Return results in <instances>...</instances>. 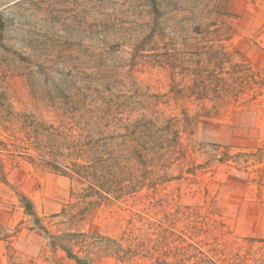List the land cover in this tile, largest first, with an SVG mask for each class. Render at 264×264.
Segmentation results:
<instances>
[{
  "label": "rangeland",
  "instance_id": "374dc122",
  "mask_svg": "<svg viewBox=\"0 0 264 264\" xmlns=\"http://www.w3.org/2000/svg\"><path fill=\"white\" fill-rule=\"evenodd\" d=\"M98 162L137 194L76 230L192 207L222 260L264 264V0H0V264H74L21 199L55 224Z\"/></svg>",
  "mask_w": 264,
  "mask_h": 264
},
{
  "label": "trees",
  "instance_id": "16d2710c",
  "mask_svg": "<svg viewBox=\"0 0 264 264\" xmlns=\"http://www.w3.org/2000/svg\"><path fill=\"white\" fill-rule=\"evenodd\" d=\"M104 163L91 167L74 163L67 168L72 179L84 186L75 196L74 208L83 207L74 214L71 209L63 208L61 213L51 217L65 218L55 224L46 226L36 214L33 202L22 196L25 214L34 218V226L44 235L45 245L54 260H59L58 254L62 253V260L74 264H106L108 261L114 264H240L237 259L222 260L218 247L200 238L203 220L192 207H177L175 212H168L162 218L152 216L146 209L134 213L119 237L97 230H76L78 218L86 219L102 205L125 202L137 194V185L127 188L121 185L120 179H109Z\"/></svg>",
  "mask_w": 264,
  "mask_h": 264
}]
</instances>
